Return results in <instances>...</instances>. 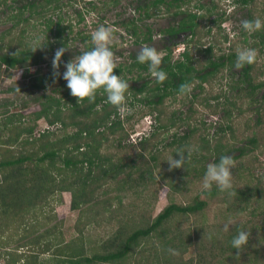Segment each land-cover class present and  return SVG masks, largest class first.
<instances>
[{"label":"trees","instance_id":"obj_1","mask_svg":"<svg viewBox=\"0 0 264 264\" xmlns=\"http://www.w3.org/2000/svg\"><path fill=\"white\" fill-rule=\"evenodd\" d=\"M5 1L0 0V7L5 4ZM112 1L116 4L119 0ZM216 2L208 7L205 4L196 5L197 11H193L186 7L188 0H137L135 8L140 14L139 18L131 20L128 24L121 23L134 38L136 46L148 45L154 39L149 27L144 32L140 30L138 21L150 20L160 13H166L173 19L179 18L176 24L162 31L163 35L168 37L169 43L177 45L176 39L186 35L182 42L184 52L179 58L173 59L171 47L164 48L160 65L167 73V79L164 82L157 83L155 78L151 77L147 65L136 61L137 54L129 56L128 61L116 65L114 74L122 75L123 79L131 82L126 99L127 108L130 110L141 107L140 112L139 110H135L134 114L128 113L129 110L126 113L121 112L107 102L106 95L99 92L91 103L85 100L78 104V98L70 94L66 81L61 79L60 75L54 77L53 69H51L46 74H41L38 70L28 81L27 87L35 90H44L49 84L58 83V88L52 90V94H41L36 97L39 107L37 111L0 113L2 118L0 119V240L8 238L6 235H9L10 229L5 226L9 221L12 227L18 225L17 229H13L14 232L17 231V235L21 230L19 237L21 241L26 240L28 228L29 234L30 232L38 233L32 240L29 238L27 243L18 246L19 249L32 248L27 256L21 255L17 261L16 257L10 256V259H6V264H14L18 261L22 264H128L127 258L132 250L142 240L151 238L152 235L162 236L165 223L175 216L188 217L199 214L203 217L209 201L215 198L217 200L221 194L215 186L211 190L202 191V194L206 196L203 200L196 197L187 204L170 200L155 217L149 218L146 222L143 221V226L121 224L114 231L115 233L113 232L114 236L107 241L109 245L107 246L106 242L101 248L102 251L89 246L82 237L66 242L60 233L62 221L58 220L57 223L54 221L53 224V220L57 218L54 214V205L61 203L64 192H69L71 195V210L80 211L99 198V194L96 195V193L105 184L114 181L117 183L118 177L125 175V179L120 183L124 187L132 171L140 172L139 167L133 165L129 166L130 171L125 173L128 165L123 159L113 160L114 155L109 154V150L115 143L117 147L122 148V143L129 137V130L140 118L155 114L158 128L163 133H167L171 128L177 129L182 126L189 129V134L179 137L175 135V140L171 142L174 158H179L175 153L191 145L187 139H192L198 131L195 125H191L192 116L182 118L181 115H176V111L167 112V102L176 99L179 95L191 99L190 101L188 99L191 105L200 100L199 104L202 107L210 108L216 113L221 112L223 124L218 125L213 136H203L201 133L199 143L192 144L198 147L199 151L193 152L186 168L172 169V172L182 170L184 177L192 173L203 177L208 165V163L205 164V160L208 158L213 159L211 163H216L220 156L229 155L234 161H238L253 151H261V147H264L262 116L264 80H255L254 64L237 69L235 67L236 52L217 55L214 53L216 45L210 44L202 48L204 46L201 43L204 35L211 34L213 25L221 31L220 26L231 19L238 10H246L247 20L254 19L251 11L256 12L257 0H233L236 7L228 13L219 5L220 0ZM76 4L77 0H25L20 7L13 8L14 12L10 8L12 14L7 15L3 22L10 23V27L0 35V69L5 68L8 77L12 76L9 71L20 70L19 79L24 80L31 76L29 68L38 66L47 56L54 54L56 47L66 46L68 49L75 41H79L83 43V46L82 49L79 47L75 49L76 55L90 50L93 46L88 40L90 37L82 33H74L75 24L61 15L64 7ZM95 9L93 7L92 10ZM216 12L220 15L210 20L209 16ZM26 13H28L27 16H25ZM75 16L77 24L84 22L81 13ZM38 28L40 36L28 37L29 32ZM72 34L75 36L71 37ZM244 36L242 42L246 44L248 36L246 34ZM41 37H47L48 43L35 51L33 42L39 41ZM250 38L257 40L256 45L258 44L259 51H264V30L250 34ZM47 41L45 40V43ZM230 41L227 34L222 36V44ZM191 43L196 50H194L196 55L190 49ZM201 54L205 57L202 65L197 61ZM69 61L71 60H67ZM225 70L232 83L234 82L228 91L236 95L232 99L226 98L222 107V104L218 105V103L213 106L209 99L217 100L218 96L207 95L204 85L212 83V79L224 73ZM234 74L238 75L236 80ZM182 84L189 87L185 93L180 94L179 89ZM19 90L10 89L15 92ZM196 90H199V93H190ZM259 93L260 96L257 97ZM192 110L195 114V109ZM246 112L256 114L257 130L262 133L258 135L256 133L258 131H253V134L246 137V142L252 148L247 149L244 145L234 149L230 145V140L236 139L234 124ZM41 120L48 128L37 135L36 128ZM53 128L56 129L50 130ZM150 138H142L139 141L140 151L146 150ZM234 152L237 155H234ZM151 158L155 159V157ZM260 165L259 163L258 167ZM235 174L238 179L241 178L239 171ZM151 176L150 173V180L153 179ZM262 176L264 177V174ZM244 178L248 181L245 188L235 187V179H233L232 194L219 201L227 204V211L248 210L253 200L260 202L264 199V183L261 179L255 178L252 173H248V176ZM138 180L143 184L147 180L143 177V172L139 174ZM167 184L169 192H179L183 189L173 182V179ZM106 193L107 191L101 195ZM109 202L110 199H106L98 203L109 204ZM257 210L256 208L252 210L251 215L259 218L262 213H258ZM247 228L249 240L246 247L242 250L232 248V237L238 230L247 231ZM167 242L170 248L172 245H177L175 249L181 256L188 248L195 249L196 256L189 261H182L181 257L178 260L180 264H264V211L258 224L252 227L243 223H234L230 230L225 232L223 225L205 224L196 228L192 235H173ZM19 249L15 252L24 254L18 253ZM47 255L50 259L42 258Z\"/></svg>","mask_w":264,"mask_h":264},{"label":"rangeland","instance_id":"obj_2","mask_svg":"<svg viewBox=\"0 0 264 264\" xmlns=\"http://www.w3.org/2000/svg\"><path fill=\"white\" fill-rule=\"evenodd\" d=\"M188 1L189 3L186 7L193 11H197L195 8L196 5L205 4V6L208 7L217 3V0ZM23 3H25V0H6L5 4L0 7V35H2L8 27H10V23H3L6 16L12 14L10 8H12V11L14 12L13 8L20 7ZM136 5L137 0H119L116 4L112 0H77L76 5L64 7L61 10V15L64 19H67L71 21L72 24H75L74 33H82V35L90 37L88 40L91 43L92 33L98 27L102 25L110 27L114 36L110 46L115 54L116 65H118L119 63L128 61L130 59L129 56L138 54L141 49V46H136L134 44V38L127 32L125 27L121 25V23L128 24L131 20L139 18L140 14L135 9ZM219 5L222 9H225L227 13L236 7L233 0H220ZM93 7L96 9L92 10ZM255 7L256 12L251 11L253 18L257 17L264 20V0H257ZM218 10L221 12L220 9ZM77 13H81L83 15L84 22L77 24V18L75 16ZM217 13L218 12L210 15L209 19H214L216 16L220 15V13ZM27 15L28 13L25 14V16ZM247 19L248 14L246 10L242 9L238 10L231 19L227 20L222 26H220L222 29L221 31L213 25L210 35H202L203 38L201 43L202 46H204L202 48H205L210 44L216 45L214 53L217 55H220L221 53H231L232 51L237 53V50L242 46L257 49L258 58L257 62L254 63L253 75L255 80H264V51H259V47L257 46L258 44L256 45L257 40L250 38V34L252 33H248L243 30L241 22ZM177 20H179L178 17L173 19L166 13H160L157 17H153L150 20L143 22L138 21V26L142 32H144L147 27L151 29L154 39L152 43L148 44L149 46L155 47L161 55H163L165 51L164 48L169 46L172 49L173 59H177L180 57L181 53L184 52V44L182 42H184L186 35L176 39L178 44L173 45V43H169L168 38L163 35L162 32L172 26V24H176ZM201 23H203L202 20ZM38 31L39 28L34 31L32 30V32L28 33V37H36L39 35ZM224 34H227L228 39L231 40L229 43L222 44V36ZM244 34L248 36L246 44L242 42L245 37ZM74 36V34L71 35V37ZM82 46V42L75 41L73 45L65 51L62 57V66L58 69L61 79L62 73L65 71L64 65L67 63V60H72L76 55L75 49L77 47L82 49ZM56 49H58V47L55 48V51ZM190 49L193 51L195 50L193 43L190 44ZM195 51L194 55H196ZM53 56L54 54L47 56V58L38 66H31L29 68V75L31 76L30 78H26L24 80L19 79L20 70L9 71L12 76L8 77L5 68L0 69V113L5 111H10V113H30L39 109L36 97L41 94H52V90L58 88V83L49 84L44 90H35L27 87L29 84L28 81L31 77L35 76V73L38 70L41 74H46L48 71L53 69ZM197 61L200 65H202L205 62V57L201 54L197 58ZM223 72L224 73L218 74V76L212 79V83L204 85L205 93H207V95L218 96L217 100H213L211 98L209 99L210 104L213 106L218 103V105L222 104V107L223 104H225L226 98L232 99L236 95V93L228 91L230 89V85L234 84V82L232 83L231 78H229L226 73V70ZM234 76V79L236 80L238 75L234 74ZM130 83L131 82H129V84ZM11 88L20 90L19 92L10 91ZM190 93H199V90L190 91ZM260 93L257 97L260 96ZM188 99L179 95L176 99L168 101L167 112L176 111V115H181L182 118L192 116L190 120L191 125H195L198 131L192 139L188 138L187 141H189L191 145H197L199 143L201 133L203 136H213L218 125L223 124V120L221 119L222 114L221 112H213L214 110L210 108L202 107L199 104L200 100L191 105L189 102L191 99H189V101ZM139 108L130 110L127 108L124 113L129 110L128 113L134 114L135 110H139ZM192 109H195V114H193L194 111ZM234 116H236L235 112ZM262 116L264 119V113ZM256 118L257 117L254 112H246L237 120L236 124H234L236 127V139L230 140V145L234 149L236 147H244V145L247 149L252 148V146L246 142V137L253 134V131H258ZM0 119L2 118L0 117ZM46 127L48 126L43 120L39 121L35 133L37 135L40 134ZM158 127L156 115H146L140 118L139 121L134 124L133 128L129 130V137L122 143V148L117 147L115 143L113 148L109 150V154L114 155L113 160L123 159V161L128 165L125 169V173L130 171L129 166L134 165L139 167L138 171L140 172L132 171L130 178L127 179V183L124 184V187L120 183L125 179V175H120L117 179V183L114 181L105 184L96 193V195L99 194V198H96L93 203L83 207L80 211L71 210V195L69 192H64L62 194L61 203L54 205V214L57 218L53 220V224L54 221H56L55 223H57L58 220L62 221L60 233L66 242L82 237L89 246L97 248L98 251H102L101 248L105 246L106 242L111 237L114 236V231L119 228L121 224H141L140 226H143V221L146 222L149 218L152 219L155 217L170 200L180 204H187L193 201L196 197L201 200L206 199V196L202 194V191L204 190L202 188V177L196 176L195 173L184 177L181 172L182 170L172 172L169 170V165L167 163L168 159L173 156L174 151L171 147V142L175 138V135L179 137L189 134V129L186 126H182L177 129L171 128L167 133H163ZM54 129L56 128L50 130ZM256 133L260 135L262 131H258ZM153 135L154 137H152ZM142 138L151 139L145 151H140L138 146V143ZM139 154L143 155L139 157ZM233 154L237 155L236 152ZM151 157H155V159H152ZM212 160V158H208L205 160V164L211 163ZM259 163L261 164L260 167H258ZM232 170L234 171L232 175L235 179V187L245 188L248 181L244 177L248 176V173L254 174L255 178H260L264 183V177L262 176L264 174V147H261L260 152L259 150L253 151L242 159L235 161V168ZM237 171L240 172V179H238V176L236 177L235 173ZM141 172H143V177L147 179L144 183L145 185L138 180V176ZM150 173L152 174L151 177L155 180L149 179ZM171 179H173V182L177 183V185L181 186L183 189L179 192H169L167 183L170 182ZM105 191H107L106 195H101ZM227 193L228 192H221L217 198L218 201L216 198L210 200L208 206L204 210L203 217L201 215L199 216V214L190 215L188 217L175 216L171 221L165 223L162 230L163 235L160 237L152 235L151 238L142 240L141 243L135 247L134 250H132L131 255L127 258L129 260L128 264H180L178 260L181 257L182 261H189L193 259V257L196 256V251L193 247L188 248L186 251H183L182 248L180 249L178 247L183 251V256H181L178 253L179 251L175 249L177 245H172V248H170V244H168V242L166 243V241L173 235H192L194 230L201 225L205 226L206 224L211 226L219 224L224 226V224L229 221H231L230 227L234 223H243L248 227L258 224V221L261 219L264 211V199L260 200V202H257L256 199L253 200L252 206L248 210L237 212L232 209L227 211V204L219 202L223 197L225 198V196H230ZM106 199H110L109 204L98 203L99 201H106ZM230 201H232V199H230ZM255 208L258 209V213H262L259 215V218L251 215V211ZM50 225H52V223ZM5 227H8L10 231L9 235H6V237H8L7 239L0 240V264H6L7 258L10 259L11 257H16L15 260L17 261L21 255H24V257L27 256L28 252L32 251V248L29 250L28 248L19 249L18 246L20 244L22 245V243H27L29 238L32 240L33 236L38 235L37 232H30L29 234V228H26V240L23 239L21 241L19 240L21 230L17 235V231L14 232L13 229H17L18 225L12 227V224H10L9 221ZM205 234L207 235V233H204V235ZM162 238H164V240H162ZM108 245L109 243L107 246ZM16 249L20 250L18 253L24 254H17L15 252L17 251ZM169 249H174L175 253L173 254L172 252H169ZM12 251H14V253H11ZM42 258L50 259V256L47 255ZM11 260L8 261L11 262ZM14 264H22V262L18 261Z\"/></svg>","mask_w":264,"mask_h":264},{"label":"clouds","instance_id":"obj_3","mask_svg":"<svg viewBox=\"0 0 264 264\" xmlns=\"http://www.w3.org/2000/svg\"><path fill=\"white\" fill-rule=\"evenodd\" d=\"M241 25L243 30L248 33L264 30V20L260 18L243 20ZM113 39L114 36L110 27L103 25L98 27L91 36L92 48L76 55L64 65L65 71L62 73V78L66 81L70 94L78 98V104L85 100L91 103L99 92L106 95L107 102L119 111L127 110L126 99L129 82L123 79L122 75L114 74V69L117 66L115 54L110 46ZM45 40L47 41V37H41L39 41L33 42L35 51L46 46L48 41L45 43ZM66 50H68L66 46H63L56 49L54 53L52 59L54 77L60 75L58 69ZM257 58V49L242 46L237 50L235 67L241 69L252 65L257 62ZM136 61L142 65H147L151 77L155 78L157 83L167 79L166 71L160 67L162 63L161 53L155 47L147 44L142 45L136 56ZM188 87V85L182 84L179 89L180 94L185 93ZM197 151H199L198 147L193 145L187 146L186 149H179L175 153L179 158H174L173 155L167 161L169 170L186 168L193 152ZM233 168H235V161L229 155H222L218 162L209 163L202 177V188L211 190L215 186L221 192H228L231 195L234 179L231 170ZM230 225L231 221L224 224L223 231H229ZM248 240L249 232L238 230L231 239V246L234 249L242 250L248 244ZM169 252L174 254L175 250L169 249Z\"/></svg>","mask_w":264,"mask_h":264},{"label":"flooded vegetation","instance_id":"obj_4","mask_svg":"<svg viewBox=\"0 0 264 264\" xmlns=\"http://www.w3.org/2000/svg\"><path fill=\"white\" fill-rule=\"evenodd\" d=\"M136 9V8H135ZM167 37V36H166ZM168 38V37H167Z\"/></svg>","mask_w":264,"mask_h":264},{"label":"built area","instance_id":"obj_5","mask_svg":"<svg viewBox=\"0 0 264 264\" xmlns=\"http://www.w3.org/2000/svg\"><path fill=\"white\" fill-rule=\"evenodd\" d=\"M46 128H48V127H46Z\"/></svg>","mask_w":264,"mask_h":264}]
</instances>
